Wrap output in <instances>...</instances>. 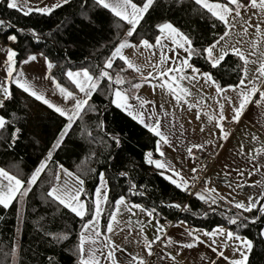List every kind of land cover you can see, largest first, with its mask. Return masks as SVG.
I'll return each mask as SVG.
<instances>
[{
	"label": "snow or ice",
	"instance_id": "snow-or-ice-1",
	"mask_svg": "<svg viewBox=\"0 0 264 264\" xmlns=\"http://www.w3.org/2000/svg\"><path fill=\"white\" fill-rule=\"evenodd\" d=\"M0 7L44 18L74 8L72 15L83 25L79 33L70 31L65 16L44 33L0 19V156L11 158L0 160V211L11 210L17 222L13 238L0 248V264H28L20 237L37 188L63 226L51 231L46 217L34 221L52 252L33 264H61L64 258L69 264H181L178 257L192 264H250L255 244L264 245V228L255 240L240 229L264 222V138L244 132L216 181L202 171L195 153L218 156L217 150L235 136L232 126L239 129L253 112L254 124L264 133V0H38L35 5L0 0ZM164 12L170 14L161 15ZM178 13L187 15L183 24L174 18ZM149 21L153 23L145 29ZM65 32L70 47L87 52L83 59L74 61L67 49L62 58L40 50L46 40L55 43ZM21 36L29 45H20ZM242 43L249 47L242 48ZM128 49L144 56L145 62L136 63L125 54ZM231 57L240 61L237 79L221 83L219 68ZM249 65L255 66L254 72ZM126 74L135 75L128 79ZM145 86L151 90L149 97L141 92ZM205 88L209 95H204ZM18 93L46 106L58 121L57 133L39 150L31 168L21 152L36 151L40 142L26 135L27 117L8 111ZM101 97L106 103L98 105ZM208 101L215 106L211 113ZM113 107L153 140V150L142 154V163L175 190L206 205L200 213L204 219L219 214L234 229L222 223L189 228L184 219L173 224L166 217L161 223L158 209L190 212L189 205L161 200L145 206L133 199L145 197L148 189L130 177L128 169L134 165L127 138L117 134L104 115ZM177 110L201 122L198 132L192 128L189 133ZM206 124L212 125L207 133ZM76 130L79 136L74 139ZM205 133L211 138L201 141ZM245 141L259 147L246 151ZM61 153L69 160L76 157L75 170H70L73 164L61 162ZM252 176L260 179L247 184L246 177ZM89 178L95 181L91 189L86 187ZM220 181L232 192L247 187L255 194L234 200L212 186ZM224 206L225 211H219ZM7 222L6 215H0V223ZM147 227L153 229L151 238ZM169 228L176 231L170 233Z\"/></svg>",
	"mask_w": 264,
	"mask_h": 264
},
{
	"label": "trees",
	"instance_id": "trees-1",
	"mask_svg": "<svg viewBox=\"0 0 264 264\" xmlns=\"http://www.w3.org/2000/svg\"><path fill=\"white\" fill-rule=\"evenodd\" d=\"M75 11L74 8H69L66 11H57L50 18L38 17L33 14L31 16L25 17L22 13L16 12L15 10H5L0 7V19L11 20L17 28H25L26 30L32 27H36L38 31L44 33L49 32L55 28V24L58 23L65 16L69 17V30L79 33L83 29L80 18L73 16L72 13ZM170 13L164 12L161 15H169ZM180 24H183L187 19L185 13L175 14L174 17ZM153 21H149L145 24V29H149ZM151 35V32H149ZM0 39H3L0 36ZM67 32L64 33L63 37H57V42H53L51 39L45 41L44 44L40 45V50L49 51L51 50V55L55 57H63L64 49H67L69 56L74 61L83 59L87 52L81 53L80 51L70 47L67 43ZM30 41L28 38L23 36L20 37V45L27 46ZM63 45V47H61ZM195 59V58H194ZM203 61H199L200 65H203ZM240 61L236 57H231L228 59L227 63H222L219 68V72L222 75L221 83L232 82L237 79V65ZM199 66V65H198ZM128 79H133L134 74H126ZM138 79V78H137ZM18 100L15 105H9V113L15 112L16 115L27 117V128L28 131L26 135L29 139L39 140V144L36 146V151L32 148L27 150V153L21 152L24 157V161L27 163L28 168L32 167V161L36 159L39 154V150L43 145L48 144L58 130V121L46 106H43L39 102L34 101L32 98L27 97L26 94H17ZM95 99V97H94ZM103 98L97 99V104H101ZM106 103V101H103ZM94 114H89L93 116ZM107 117V123L110 124L111 128L117 131V134H122L127 138V146L129 149V154L132 157L133 167L129 168L130 177L139 185H146L148 189V194L145 197H135L133 198L136 202L144 203L145 206H152L155 202L159 204L160 201L165 203H181L188 204L191 209L190 212H178L175 209H158L161 212V221H165L163 217H166L168 221L177 222L178 219H184L186 223L192 226L201 228H211L218 223L224 224L230 229H234V226L228 225L226 221L219 214H210L207 219H204L200 213L206 210L207 206L203 205L202 202L196 200L194 196H189L188 194L175 190L173 186L164 181L162 177L157 175L152 171V166H148L142 163V154L147 151H152L154 147V142L150 139V135L146 130H141L135 125V122L131 121L130 118L126 117L119 110H115L114 107L110 108L108 112L104 113ZM88 119L87 117L85 118ZM75 127V126H74ZM122 130V131H121ZM79 136V131L76 130V135L74 139ZM27 143V141H25ZM61 162L65 163L66 166L73 164V168L70 170H75L74 164L78 163L76 157H72L69 160L68 156L61 153ZM9 159L10 157L0 156V160ZM15 163L16 161H12ZM93 167H97L98 170L103 171V168L93 164ZM127 167V166H126ZM124 170V169H122ZM112 170L109 169V173ZM95 184L94 179L89 178L86 182V187L91 189ZM124 187L127 186V179H123ZM36 196L30 200V208L26 214V221L22 225L23 234L20 240L23 244L25 250V259L28 264H33L34 260L42 261L43 255L46 253H51L52 249L47 247L42 238L38 235L36 228L34 226V221L38 217H46L45 226L51 231H58L63 226V222L58 218H53L51 209L47 207L45 203L41 200L40 189L37 188ZM116 192H120L121 188L117 187ZM112 195V194H110ZM227 206L222 207L219 211H225ZM236 209H232L231 214L236 213ZM196 213L197 215H193ZM0 215H6L7 224L0 223V248H4L5 245L9 243V240L13 238V233L16 226V219L9 210L7 213L0 211ZM247 215V214H246ZM264 227V222L257 225L250 226L248 229H240L242 235L248 236L249 238L256 239L257 232ZM56 253L60 252L59 248L55 249ZM34 253H39L40 255L34 256ZM61 264H69L67 258L61 261ZM250 264H264V245L255 244L253 254L250 256Z\"/></svg>",
	"mask_w": 264,
	"mask_h": 264
},
{
	"label": "crops",
	"instance_id": "crops-1",
	"mask_svg": "<svg viewBox=\"0 0 264 264\" xmlns=\"http://www.w3.org/2000/svg\"><path fill=\"white\" fill-rule=\"evenodd\" d=\"M38 2V0H29V3L32 5H35ZM255 19V17H254ZM252 30H250L251 33ZM2 40V39H0ZM242 48L247 49L249 47V45L247 43H242L240 45ZM125 54L129 55L130 58L135 59L136 63L138 64H143L145 62L144 56L139 55L138 53H135L134 50L128 49L125 51ZM249 68L251 71L254 72V68L255 66L253 65H249ZM35 74V73H33ZM135 75V74H134ZM138 78V75H137ZM186 83V82H185ZM198 87V86H197ZM204 95H209L210 94V90H208L207 88L202 89ZM141 92L144 96L149 97L151 90L147 88V86H145L144 89H141ZM157 99H159V92L156 93V97ZM197 94H196V90L193 89V97L191 98V102H195V100L197 99ZM210 107L208 109H206L207 111H209L210 113L212 112L213 108L215 107L214 105H212L211 101H208ZM166 108L170 109L169 105H166ZM228 114L227 112V106H226V115ZM177 115L180 118L181 122H183L185 124V127L189 129V133L191 132L192 128H196L197 132L199 130V126L201 124L200 121H196L193 117V115L189 112H184L182 115L180 114L179 110H177ZM255 113H251L249 118H245L242 119L240 125H239V129H237L236 126H234L233 132L235 133L234 137H230L229 142H225V148L224 149H218V156H213L214 157V163L212 165V167L210 169H208V171L206 172L213 181H216L217 179V174L219 173L220 175H222L223 173L221 172V164L225 161V159L227 160H231V156L229 155V153L232 151V149L234 147H238V141L241 140L242 138V134L244 132H256L257 135H260L262 138H264V133H261L258 131L256 125L254 124V120H255ZM203 119V118H202ZM191 123H188V122ZM206 127V133L208 128L212 127V125H205ZM205 134H201L200 135V140L203 141L204 139H209L211 137H209L208 135ZM252 147H259V145H251L250 143H248L247 141H245V150L246 151H250L252 149ZM154 158H158V154L154 153ZM260 179L259 176H252V177H246V181L247 184H252L255 182V180ZM212 186L217 187V190L220 192L221 195H225V196H229V194H231L232 199L234 200H245L246 196L248 194H255L254 190L251 188H245V189H238L235 192H232L231 188L228 187L227 182L225 181H220L218 183H214ZM200 187V184H197V188ZM143 218V217H141ZM161 223H163V221H161ZM173 224L176 222H172ZM187 227L191 228V227H196V226H192L189 225L188 223H186ZM183 227V226H182ZM227 227V226H225ZM264 228V227H263ZM168 231L171 232H175V229L169 228ZM145 233L146 235L149 236V238H151L152 234H153V229L151 227H147L145 229ZM119 239V238H118ZM226 254H230V250H226ZM178 260L181 261V264H192V261L185 257V258H181L178 257Z\"/></svg>",
	"mask_w": 264,
	"mask_h": 264
},
{
	"label": "built area",
	"instance_id": "built-area-1",
	"mask_svg": "<svg viewBox=\"0 0 264 264\" xmlns=\"http://www.w3.org/2000/svg\"><path fill=\"white\" fill-rule=\"evenodd\" d=\"M234 129V126H232V130ZM195 155L199 159V164L203 172H207L208 169H210L214 163V157L208 156L206 153L201 154L199 152H196ZM165 223V221H163Z\"/></svg>",
	"mask_w": 264,
	"mask_h": 264
}]
</instances>
